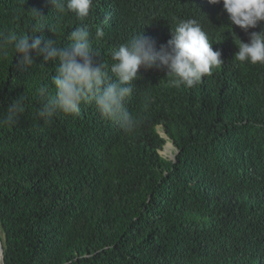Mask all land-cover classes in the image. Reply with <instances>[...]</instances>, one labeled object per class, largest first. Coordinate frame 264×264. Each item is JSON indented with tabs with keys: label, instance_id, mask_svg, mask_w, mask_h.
Masks as SVG:
<instances>
[{
	"label": "trees",
	"instance_id": "obj_1",
	"mask_svg": "<svg viewBox=\"0 0 264 264\" xmlns=\"http://www.w3.org/2000/svg\"><path fill=\"white\" fill-rule=\"evenodd\" d=\"M32 10L58 25L65 44L78 24L94 32L106 19L94 46L109 64L110 49L135 33L159 50L175 22L194 18L224 63L193 88L141 69L128 107L136 114L145 96L151 103L126 134L94 105L45 124L36 90L50 85L56 63L0 61V116L20 96L28 105L18 124L0 126L2 264H264V66L234 60L223 5L93 0L81 22L58 18L50 0H0V30L29 33L40 23ZM37 36L55 39L49 25ZM167 140L175 161L161 154L173 149Z\"/></svg>",
	"mask_w": 264,
	"mask_h": 264
},
{
	"label": "clouds",
	"instance_id": "obj_2",
	"mask_svg": "<svg viewBox=\"0 0 264 264\" xmlns=\"http://www.w3.org/2000/svg\"><path fill=\"white\" fill-rule=\"evenodd\" d=\"M58 18L73 14L83 22L89 17L93 0H50ZM212 5H223L228 23L235 37L238 51L234 60L264 66V0H208ZM39 26L27 34L15 29L0 30V61L11 55L17 57L19 67L35 66L42 57L44 63H56L50 85L41 84L37 90L36 117L45 124L59 115L78 116L82 105H94L100 116L115 122L126 134H133L141 126L151 99H143V111L133 114L128 104L135 91L139 72L155 69L165 75L172 87L193 88L212 70L223 64L222 53L213 50L212 42L201 24L194 18L179 19L171 26V38L156 49L155 42L141 32L110 49L111 63L98 62L101 57L95 43L106 36L104 24L92 28L80 23L67 33L63 43L58 25L48 24L46 17L32 10ZM55 39L45 40L37 33L45 26ZM261 25L260 31H251ZM238 27L248 34V42L241 41L233 32ZM26 98L12 101L6 113L0 116V126L18 124L26 112Z\"/></svg>",
	"mask_w": 264,
	"mask_h": 264
},
{
	"label": "rangeland",
	"instance_id": "obj_3",
	"mask_svg": "<svg viewBox=\"0 0 264 264\" xmlns=\"http://www.w3.org/2000/svg\"><path fill=\"white\" fill-rule=\"evenodd\" d=\"M162 134V133H161ZM168 142H170V141H168L167 140V143ZM166 143V144H167ZM171 143V142H170ZM171 145H172V143H171ZM174 149V150H173ZM173 149L170 151V152H168L166 149H165V146H164V149H163V151H162V156L164 157V158H166V159H171L172 158V155H174V153H175V147H174V145H173ZM0 237H1V234H0Z\"/></svg>",
	"mask_w": 264,
	"mask_h": 264
},
{
	"label": "water",
	"instance_id": "obj_4",
	"mask_svg": "<svg viewBox=\"0 0 264 264\" xmlns=\"http://www.w3.org/2000/svg\"><path fill=\"white\" fill-rule=\"evenodd\" d=\"M163 134V133H162ZM164 135V134H163ZM173 145V144H172ZM176 149V148H175ZM177 149L175 150V153H174V155H172V158H171V160L172 161H175V156H176V154H177ZM0 258H1V264H2V260H3V250H2V244H1V239H0Z\"/></svg>",
	"mask_w": 264,
	"mask_h": 264
},
{
	"label": "bare ground",
	"instance_id": "obj_5",
	"mask_svg": "<svg viewBox=\"0 0 264 264\" xmlns=\"http://www.w3.org/2000/svg\"><path fill=\"white\" fill-rule=\"evenodd\" d=\"M0 264H1V258H0Z\"/></svg>",
	"mask_w": 264,
	"mask_h": 264
}]
</instances>
